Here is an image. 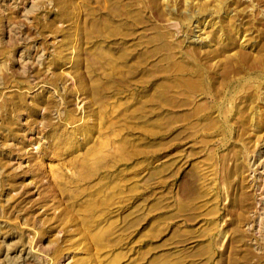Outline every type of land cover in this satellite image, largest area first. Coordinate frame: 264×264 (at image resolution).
Masks as SVG:
<instances>
[{
  "label": "rangeland",
  "instance_id": "1",
  "mask_svg": "<svg viewBox=\"0 0 264 264\" xmlns=\"http://www.w3.org/2000/svg\"><path fill=\"white\" fill-rule=\"evenodd\" d=\"M80 260L264 264V0H0V264Z\"/></svg>",
  "mask_w": 264,
  "mask_h": 264
},
{
  "label": "bare ground",
  "instance_id": "2",
  "mask_svg": "<svg viewBox=\"0 0 264 264\" xmlns=\"http://www.w3.org/2000/svg\"><path fill=\"white\" fill-rule=\"evenodd\" d=\"M204 37H205V36H204ZM199 38H200V37H199ZM191 40H192V39H191ZM80 126H81V125H80ZM90 127H91V126H90ZM92 130H93V129H92ZM84 138H85V137H84ZM90 210H91L90 208H86V211H90ZM91 213H92V212H91ZM89 214H90V213H89ZM89 214H88V215H89ZM86 221H87V219H86ZM88 221H89V220H88ZM84 223H85V222H84ZM90 234H91V233H90ZM81 258H82V257H81ZM79 263L82 264L83 261L80 260Z\"/></svg>",
  "mask_w": 264,
  "mask_h": 264
}]
</instances>
